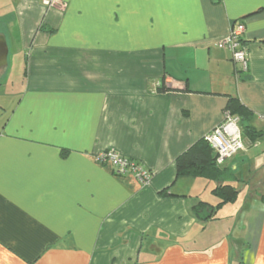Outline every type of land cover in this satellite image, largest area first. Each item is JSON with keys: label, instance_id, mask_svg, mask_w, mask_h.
<instances>
[{"label": "crops", "instance_id": "0c3cea01", "mask_svg": "<svg viewBox=\"0 0 264 264\" xmlns=\"http://www.w3.org/2000/svg\"><path fill=\"white\" fill-rule=\"evenodd\" d=\"M239 23L247 70L215 44ZM0 35V80L25 61L0 107V264H264V189L237 188L230 222L203 219L213 181L176 166L234 97L250 114L227 177L264 172V0H0ZM110 149L151 182L98 162Z\"/></svg>", "mask_w": 264, "mask_h": 264}, {"label": "built area", "instance_id": "2783aa9c", "mask_svg": "<svg viewBox=\"0 0 264 264\" xmlns=\"http://www.w3.org/2000/svg\"><path fill=\"white\" fill-rule=\"evenodd\" d=\"M60 0H45V4L55 6ZM245 26L242 23L232 26L227 35L219 39L215 44L222 49H227L234 63L240 69L247 70L249 59L246 47L243 43ZM240 118L229 112L225 113L223 122L204 138L212 146L217 154V162L220 165L226 163L239 151L245 150ZM97 161L102 164H110L116 175L124 176L132 174L142 184L151 182L154 172L143 163L126 157L114 149L103 151L97 155Z\"/></svg>", "mask_w": 264, "mask_h": 264}, {"label": "trees", "instance_id": "16d2710c", "mask_svg": "<svg viewBox=\"0 0 264 264\" xmlns=\"http://www.w3.org/2000/svg\"><path fill=\"white\" fill-rule=\"evenodd\" d=\"M165 90H167L165 86H161L158 89V91ZM226 112L238 116L240 121L248 120L250 114V111L234 97L230 99ZM249 129L250 127L248 125L244 126L245 131L249 132ZM176 166L178 175H196L208 178L211 181L225 179L222 184L219 183L212 190L220 199L217 205L200 201L194 206L195 213L200 218L215 219V214L218 209L227 203H233L237 200L239 190L235 186L234 180L231 177H227L231 172L230 169L225 167L224 164L220 165L217 162V154L205 138L199 140L191 148L180 154L176 159ZM262 199L264 200V195Z\"/></svg>", "mask_w": 264, "mask_h": 264}, {"label": "rangeland", "instance_id": "374dc122", "mask_svg": "<svg viewBox=\"0 0 264 264\" xmlns=\"http://www.w3.org/2000/svg\"><path fill=\"white\" fill-rule=\"evenodd\" d=\"M14 56V57H13ZM10 61H9V69L7 74L4 75L2 80H0L1 87H0V107L2 106H8V108H11L10 106L12 105L13 102H15V99L17 98L18 94L21 91L22 87V77H23V70H24V56L21 53H16L15 55L11 54L10 56ZM259 151L262 153V149H259ZM259 151H256V155H260ZM261 157L263 158V162L258 164V167H263L264 168V153L261 154ZM256 164H253V167H255ZM232 179V177H231ZM230 179V180H231ZM223 180L225 179H220L217 181H213L212 185L215 187L219 183L222 184ZM228 182V181H227ZM237 182V181H234ZM235 184V183H234ZM238 189H249V187L253 186V190H263L264 189V172L259 173L254 171L253 169V183L249 179H243L239 183L235 184ZM203 187V186H202ZM213 187V188H214ZM213 189H209L208 191L202 190L200 192L202 196V200L208 201L210 203H213L214 205H217V203L220 201V199L213 193ZM254 191V192H256ZM264 192V191H262ZM232 205V203L228 204L227 207L224 209L220 208L217 210V215L218 217L222 218L223 222H230L231 216L233 215V212L230 211L231 208H229ZM214 222L211 221V224H209V230L212 229H221L223 226L222 221H216L213 220Z\"/></svg>", "mask_w": 264, "mask_h": 264}, {"label": "water", "instance_id": "95a60500", "mask_svg": "<svg viewBox=\"0 0 264 264\" xmlns=\"http://www.w3.org/2000/svg\"><path fill=\"white\" fill-rule=\"evenodd\" d=\"M9 48L3 35H0V70L8 64Z\"/></svg>", "mask_w": 264, "mask_h": 264}]
</instances>
